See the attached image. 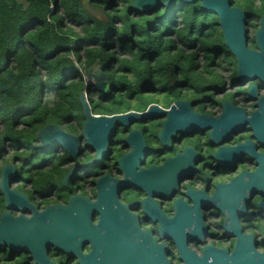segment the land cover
I'll return each instance as SVG.
<instances>
[{"label": "flooded vegetation", "instance_id": "obj_1", "mask_svg": "<svg viewBox=\"0 0 264 264\" xmlns=\"http://www.w3.org/2000/svg\"><path fill=\"white\" fill-rule=\"evenodd\" d=\"M256 4L243 10L253 51L260 50L256 32L264 16L262 1ZM230 58L212 71L211 84L178 71L182 80L170 73L169 85L147 90L156 101L131 111H161L118 126L99 161L92 162L98 156L84 140L76 156L53 147L47 166L65 172L62 185L36 190L35 201L18 189L17 177L12 186L39 210L81 195L98 205L85 209L92 224L102 221L85 224L64 252L50 244L43 259L0 244V264H264V72L254 62L238 77ZM84 123L85 117L74 135L81 136ZM132 131L145 150L121 162L139 143V136L124 142ZM106 175L101 191L117 190V200H99L97 180Z\"/></svg>", "mask_w": 264, "mask_h": 264}, {"label": "trees", "instance_id": "obj_2", "mask_svg": "<svg viewBox=\"0 0 264 264\" xmlns=\"http://www.w3.org/2000/svg\"><path fill=\"white\" fill-rule=\"evenodd\" d=\"M134 1L90 0L95 15L82 0H0V171L17 163L18 189L34 201L36 190L62 185L65 174L47 166L57 147L36 148L38 132L56 124L80 134V93L97 115L143 111L156 101L147 90L169 85L170 73L208 85L212 71L232 60L217 15L200 2L139 11ZM256 1L231 0L243 10ZM95 64L110 82L107 95L87 84ZM3 199L0 191V211Z\"/></svg>", "mask_w": 264, "mask_h": 264}, {"label": "water", "instance_id": "obj_3", "mask_svg": "<svg viewBox=\"0 0 264 264\" xmlns=\"http://www.w3.org/2000/svg\"><path fill=\"white\" fill-rule=\"evenodd\" d=\"M89 1L82 0L84 7L91 13L99 15V11L93 8ZM181 1L187 3L200 2L202 8L217 15L224 44L236 58L238 77L241 76L243 65L254 62L257 63L258 69L264 72L263 60L261 59V57H264V16L261 21V28L256 32L257 44L260 50L253 51L247 47L246 13L240 7L234 6L231 0ZM175 3L176 0H135L132 8L147 11L158 5L169 8ZM86 81L88 85L94 86L98 92L103 94L110 90V82L103 69L97 64L86 71ZM80 102L85 117L81 136L71 134L59 125L49 124L38 132L40 143L36 145L37 148L61 147L71 153L72 156H76L80 149V143L84 140L98 156L92 162L99 161L103 154L108 151L118 126L126 125L137 118H145L150 115L152 110L161 111L159 107L151 106L146 112L142 113L130 111L113 115H97L92 112L85 93H80ZM179 103L185 102L180 101ZM134 136H139V143L133 144V150L126 154L120 160L121 162L143 155L145 144L138 131H132L124 139V142L130 143ZM105 178H109V176L106 175L97 180L99 200H117V190L101 191L100 183ZM16 179V164L9 163L2 167L0 171V191L4 196L5 211L0 217V244L12 250L29 253L36 259H43L50 244L64 252L68 247L69 240L80 233L85 224H89L94 228L102 221L100 219L96 225L92 224L90 213L86 212L85 209L87 206L98 207V205H92L89 200L81 195L72 196L67 203L51 204L39 210L35 204L30 202L27 194L12 186ZM67 179L68 177L65 178L64 184H67ZM27 210L31 212L30 216L24 214ZM14 212L19 215H14ZM86 215L87 219L85 218ZM110 217L109 215L108 218ZM107 219L104 225L112 226L113 221Z\"/></svg>", "mask_w": 264, "mask_h": 264}, {"label": "rangeland", "instance_id": "obj_4", "mask_svg": "<svg viewBox=\"0 0 264 264\" xmlns=\"http://www.w3.org/2000/svg\"><path fill=\"white\" fill-rule=\"evenodd\" d=\"M258 3H259V1H258ZM221 56H223V54H221ZM104 94H105V93H104ZM105 95H107V94H105ZM86 96H87V99H88V95H87V94H86ZM94 97L96 98L95 95H94ZM72 122H73V120H72ZM48 158H49V156L47 157V159H48ZM87 171H88V169H87ZM87 171H85L83 175H86ZM44 179H46V177H45Z\"/></svg>", "mask_w": 264, "mask_h": 264}, {"label": "clouds", "instance_id": "obj_5", "mask_svg": "<svg viewBox=\"0 0 264 264\" xmlns=\"http://www.w3.org/2000/svg\"><path fill=\"white\" fill-rule=\"evenodd\" d=\"M85 95H86V93H85ZM87 97V96H86ZM88 100V99H87ZM89 102V101H88Z\"/></svg>", "mask_w": 264, "mask_h": 264}]
</instances>
